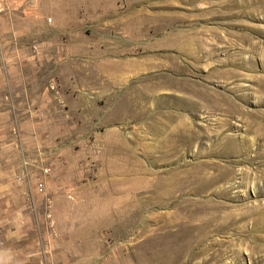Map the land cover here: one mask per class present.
Listing matches in <instances>:
<instances>
[{
	"label": "rangeland",
	"instance_id": "rangeland-1",
	"mask_svg": "<svg viewBox=\"0 0 264 264\" xmlns=\"http://www.w3.org/2000/svg\"><path fill=\"white\" fill-rule=\"evenodd\" d=\"M7 215L45 264H264V0H0Z\"/></svg>",
	"mask_w": 264,
	"mask_h": 264
},
{
	"label": "crops",
	"instance_id": "crops-1",
	"mask_svg": "<svg viewBox=\"0 0 264 264\" xmlns=\"http://www.w3.org/2000/svg\"><path fill=\"white\" fill-rule=\"evenodd\" d=\"M27 228L24 216L7 215L0 221V264H45L37 257Z\"/></svg>",
	"mask_w": 264,
	"mask_h": 264
}]
</instances>
